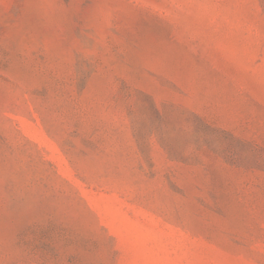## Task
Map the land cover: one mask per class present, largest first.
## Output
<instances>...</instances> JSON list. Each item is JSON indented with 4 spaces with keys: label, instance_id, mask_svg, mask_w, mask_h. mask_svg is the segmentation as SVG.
Listing matches in <instances>:
<instances>
[{
    "label": "rangeland",
    "instance_id": "obj_1",
    "mask_svg": "<svg viewBox=\"0 0 264 264\" xmlns=\"http://www.w3.org/2000/svg\"><path fill=\"white\" fill-rule=\"evenodd\" d=\"M0 264H264V0H0Z\"/></svg>",
    "mask_w": 264,
    "mask_h": 264
}]
</instances>
